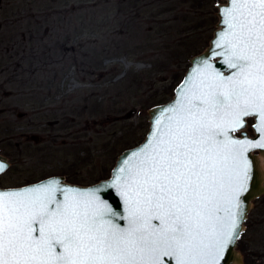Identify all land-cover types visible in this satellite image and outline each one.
<instances>
[{
    "label": "snow or ice",
    "instance_id": "1",
    "mask_svg": "<svg viewBox=\"0 0 264 264\" xmlns=\"http://www.w3.org/2000/svg\"><path fill=\"white\" fill-rule=\"evenodd\" d=\"M220 16L210 55L227 73L201 60L168 122L110 182L0 188V264H227L253 179L248 153L264 149V0H227ZM248 118L257 138L236 139Z\"/></svg>",
    "mask_w": 264,
    "mask_h": 264
},
{
    "label": "rangeland",
    "instance_id": "2",
    "mask_svg": "<svg viewBox=\"0 0 264 264\" xmlns=\"http://www.w3.org/2000/svg\"><path fill=\"white\" fill-rule=\"evenodd\" d=\"M119 1L0 0V152L9 162L0 187L50 175L84 185L108 175L122 147L142 139L146 109L171 96L188 52L207 45L214 4L224 2L169 0L173 9L157 17L170 20L167 28L147 37L146 23L134 33L124 27ZM145 1L156 12L167 0ZM67 34L63 53L56 42ZM238 247L243 264H264V194Z\"/></svg>",
    "mask_w": 264,
    "mask_h": 264
},
{
    "label": "water",
    "instance_id": "3",
    "mask_svg": "<svg viewBox=\"0 0 264 264\" xmlns=\"http://www.w3.org/2000/svg\"><path fill=\"white\" fill-rule=\"evenodd\" d=\"M222 3H215L214 7L216 9L215 16L217 18L214 29L212 30L211 37L209 38L207 45L198 53L191 55L187 62L188 65L185 68L180 80L172 89L171 96L164 102L152 105L146 109L147 114V129L142 137V139L135 145L125 148L121 150L115 157L112 166L109 169L108 175L105 178L98 179L97 181L91 184H75L67 182L63 175H50L44 178H41L34 182H29L19 186L12 187H0V188H17L24 186H34L41 183H46L53 179H59L62 182L63 186L74 187L79 190H88L101 182H110L115 174H117V169L125 166L124 161L125 158L130 161L134 159L131 155L134 152H137L141 148H143L151 138L152 134L157 131L159 127H163L164 124L168 122V117L173 114L172 110L174 107L178 106V101L181 99V88L184 87L189 81L190 78L196 76L197 71L201 68V60L207 57L219 70L227 73V69L223 64L217 63V59L210 55V49L213 48L214 41L217 40L218 33L223 30L224 26L221 23L220 11L223 7L227 6V0H223ZM251 119V118H249ZM160 122V123H158ZM253 119H251V124L249 125L250 133L245 129L238 130L237 132L232 133L236 139H244L245 136L242 133L246 134L248 139H256L257 133H255L252 128ZM249 159L252 163V175L253 179L249 182V190L242 197L243 200V211H244V219L241 221L240 227L242 229L241 233L245 229V221L247 219V215L250 209L253 206V201L259 198L264 194V149H253L248 153ZM0 161H4L7 163V167L9 163L7 159L0 155ZM102 198L105 199L113 208L114 211L119 212L120 214L126 216L127 213L124 212L122 202L119 197L114 194V192H104L102 193ZM117 225L127 227V222L125 220L114 221ZM153 223H158L157 221H153ZM240 233V235H241ZM236 242L231 246V250L227 253V264H243L242 254L236 249ZM174 264V262H173ZM223 264V262H222Z\"/></svg>",
    "mask_w": 264,
    "mask_h": 264
},
{
    "label": "trees",
    "instance_id": "4",
    "mask_svg": "<svg viewBox=\"0 0 264 264\" xmlns=\"http://www.w3.org/2000/svg\"><path fill=\"white\" fill-rule=\"evenodd\" d=\"M208 1L210 2L211 0H208ZM119 2L122 5V6H120L121 7V13H123L125 15V18H124V20H125L124 24L125 25H124V27H126L128 29V31H130L131 33H134L137 30L136 28H140V25L139 24L146 23L147 24V28L145 29L147 31L146 36L147 37H150L151 36L150 33H152L151 30H152L153 27L159 26V28H162V27L165 28L166 27V24H168V22H170V20L167 19V18L157 19V17L162 16L163 14H165L166 12H168V10L173 9L170 6V2L171 1H169V0L166 1L167 6L164 3L163 4V8L157 10L156 12H153L151 10L150 3L149 2H146L145 0H120ZM178 2H182V3L191 2L195 6L197 4V2H199V0H177V4H178ZM48 5H51V4H48ZM48 7L49 6H46L45 9H47ZM42 9H44V8H42ZM185 13L186 12H184V14ZM37 24H38V22H37ZM38 28L37 27H33V29H34L35 32H37V29ZM34 31L33 30H30V32H29L30 35ZM161 31H162V29H159L158 32H161ZM65 37H66L65 39L62 38V40H61L62 42L59 41V40L56 42V48H57V50H61V51H63V53L68 50L67 49V46H66V43L71 42V40H72L71 34H67V36H65ZM69 46H70V49H72V44H70ZM198 52H199V50L192 49L188 53H189V55H193V54H196ZM179 80L180 79H177L176 80V83H174V86H175V84H177V82ZM174 86H172V87H174ZM171 89H173V88H170L169 89L170 93L172 91ZM166 100H167V98L166 99H161L160 98L157 101L151 103L150 106L155 105V104L162 103V102H164ZM140 140H141V138L138 139L137 141H135L134 143L127 144L126 146L122 147V150L125 149V148H129V147L137 144ZM105 174L106 173H104V175L99 176L96 180L92 181V183L95 182V181H97L98 179L107 177V175H105ZM41 178H44V176H40L39 178H36V179H34L32 181H28L27 183L37 181V180H39ZM80 180L81 179H79V181ZM76 181H78V180H74L73 182H76ZM24 184H26V183H24ZM89 184H91V183H89Z\"/></svg>",
    "mask_w": 264,
    "mask_h": 264
},
{
    "label": "flooded vegetation",
    "instance_id": "5",
    "mask_svg": "<svg viewBox=\"0 0 264 264\" xmlns=\"http://www.w3.org/2000/svg\"><path fill=\"white\" fill-rule=\"evenodd\" d=\"M0 155H2V156H4L3 154H1V152H0ZM7 162H8V160H7ZM9 163V162H8ZM9 167V166H8ZM7 167V168H8ZM7 168H6V170H7ZM1 175V174H0ZM20 185H23V184H20ZM1 186V185H0ZM19 186V185H18ZM240 239V238H239ZM239 239L237 240V242H236V249L239 251L240 249H238L239 247H238V241H239ZM240 252V251H239ZM241 254H242V260H243V263L245 262V256H244V254L242 253V252H240Z\"/></svg>",
    "mask_w": 264,
    "mask_h": 264
}]
</instances>
